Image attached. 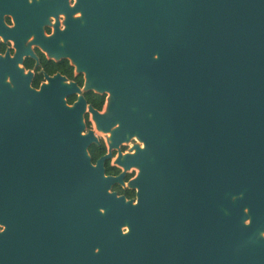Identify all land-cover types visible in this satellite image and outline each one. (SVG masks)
<instances>
[{
  "label": "water",
  "instance_id": "water-1",
  "mask_svg": "<svg viewBox=\"0 0 264 264\" xmlns=\"http://www.w3.org/2000/svg\"><path fill=\"white\" fill-rule=\"evenodd\" d=\"M125 1L140 4L142 35L125 41L131 89L115 134L146 143L124 163L140 166L139 201L111 191L124 182L105 176L109 155L91 163L82 97L30 89L5 111L23 134L0 150V264H176L183 223L152 206L176 192L204 196L205 225L222 234L263 224L264 0ZM158 156L173 165L157 168ZM162 168L173 192L156 181Z\"/></svg>",
  "mask_w": 264,
  "mask_h": 264
},
{
  "label": "flooded vegetation",
  "instance_id": "flooded-vegetation-1",
  "mask_svg": "<svg viewBox=\"0 0 264 264\" xmlns=\"http://www.w3.org/2000/svg\"><path fill=\"white\" fill-rule=\"evenodd\" d=\"M136 6L138 10L140 4L128 5L125 0H0V139L10 143L0 145V150L13 149L17 143L13 138L23 134L5 112L8 104L28 100L30 89L40 91L48 85L64 90L68 105L81 97L84 101L91 163L96 166L109 155L103 161L105 176L123 175L124 182L114 183L111 191L138 203V188L129 182L139 175L140 166L124 163L146 143L139 130L115 134L124 126L126 90L131 89L126 88L124 74L125 41L142 35ZM131 110L138 111L139 106L133 104ZM153 160L157 168L166 162L173 165L159 156ZM156 181L170 185L166 190L173 192L168 171H157ZM152 206L183 223L173 229L178 233L175 245L183 250L176 264H206L207 248L212 249L214 264H264V216L262 225L248 220L246 226L222 234L220 227H206L205 198L200 193L163 194Z\"/></svg>",
  "mask_w": 264,
  "mask_h": 264
}]
</instances>
